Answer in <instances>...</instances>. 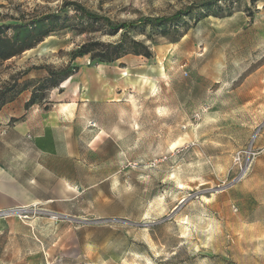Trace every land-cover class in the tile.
<instances>
[{
	"label": "rangeland",
	"instance_id": "1",
	"mask_svg": "<svg viewBox=\"0 0 264 264\" xmlns=\"http://www.w3.org/2000/svg\"><path fill=\"white\" fill-rule=\"evenodd\" d=\"M51 14L0 62V264H264V0H0ZM125 30L152 56L73 58Z\"/></svg>",
	"mask_w": 264,
	"mask_h": 264
},
{
	"label": "trees",
	"instance_id": "2",
	"mask_svg": "<svg viewBox=\"0 0 264 264\" xmlns=\"http://www.w3.org/2000/svg\"><path fill=\"white\" fill-rule=\"evenodd\" d=\"M73 4L75 5L76 10L90 19L97 21L104 19L106 24L112 27L114 33L120 28H126L128 26L127 23H124L114 27L108 18H104L103 16H99L96 13L88 11L85 6L78 2H74ZM51 15L41 16L30 22L0 23V62L17 56L43 41L44 38L50 34V31H52V29L46 28L47 21L56 16L55 14ZM182 15L183 12L180 11L172 17H157L148 20L154 25H161L167 22H174L181 18ZM8 29H12L13 32L9 34ZM126 35L127 30L123 32L124 38L118 42L96 40L85 43L73 52V58L91 54L93 59L98 58L103 62H111L131 52L135 54H142L147 57L152 56L151 49L147 44L134 39L128 40L125 38ZM77 67L78 66H74L73 70H76ZM65 69V76L62 77V79L67 78L72 74V72ZM57 73L58 72L49 70V77L43 80V82H40L39 85L34 88L31 98L26 103L27 107L35 103L37 97L36 93L40 87L46 85L48 82H52L53 85H57L58 81L54 80ZM20 78V76L15 78L12 83L7 84L0 90V109L3 105L14 98V94H11L10 92H12L19 84Z\"/></svg>",
	"mask_w": 264,
	"mask_h": 264
},
{
	"label": "crops",
	"instance_id": "3",
	"mask_svg": "<svg viewBox=\"0 0 264 264\" xmlns=\"http://www.w3.org/2000/svg\"><path fill=\"white\" fill-rule=\"evenodd\" d=\"M7 172L4 170H1L0 169V175H3V176H8L9 180H7V184L11 185L13 188V184H14V174L13 173H8L6 174ZM16 186V184H15ZM17 187V186H16ZM13 200H14V194L12 191H9V189H7V187L3 188L2 186H0V209H4L8 206H11L13 204ZM2 223H3V220L0 219V227H2Z\"/></svg>",
	"mask_w": 264,
	"mask_h": 264
},
{
	"label": "bare ground",
	"instance_id": "4",
	"mask_svg": "<svg viewBox=\"0 0 264 264\" xmlns=\"http://www.w3.org/2000/svg\"><path fill=\"white\" fill-rule=\"evenodd\" d=\"M13 212H14V211H13ZM7 213H12V212H7V211L4 212V214H7Z\"/></svg>",
	"mask_w": 264,
	"mask_h": 264
}]
</instances>
